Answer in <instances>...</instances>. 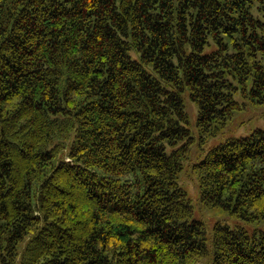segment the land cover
Segmentation results:
<instances>
[{
    "label": "trees",
    "instance_id": "1",
    "mask_svg": "<svg viewBox=\"0 0 264 264\" xmlns=\"http://www.w3.org/2000/svg\"><path fill=\"white\" fill-rule=\"evenodd\" d=\"M239 90L264 102V0H0V264H264V231L209 236L178 181L184 93L204 143ZM192 169L264 223V130Z\"/></svg>",
    "mask_w": 264,
    "mask_h": 264
},
{
    "label": "rangeland",
    "instance_id": "2",
    "mask_svg": "<svg viewBox=\"0 0 264 264\" xmlns=\"http://www.w3.org/2000/svg\"><path fill=\"white\" fill-rule=\"evenodd\" d=\"M209 50L207 48L205 52ZM184 100L189 114L187 127L195 137V142L191 144L188 158L184 161V169L179 174L178 181L187 191L188 198L191 200L194 210L192 218L202 220L205 223L209 236L211 235L213 226L218 222L230 227L242 226L246 228L250 235L260 234L264 231L263 222L250 223L243 218L231 214L228 210L209 208L202 203L197 175L192 169V164L198 162L208 150L228 138L246 137L251 135L255 130H264V102L253 103L249 97L239 90L235 94V100L242 105V108L235 111L233 117L227 121L226 125L220 129L217 135L210 137L204 143H200L197 128V104L191 100L189 92L184 93ZM179 145L168 146L167 152H171Z\"/></svg>",
    "mask_w": 264,
    "mask_h": 264
}]
</instances>
